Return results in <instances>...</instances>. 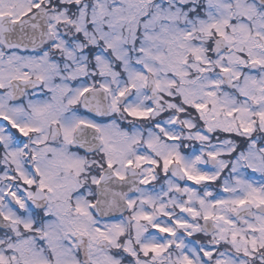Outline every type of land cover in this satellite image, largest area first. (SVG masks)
I'll use <instances>...</instances> for the list:
<instances>
[{
  "label": "snow or ice",
  "instance_id": "obj_1",
  "mask_svg": "<svg viewBox=\"0 0 264 264\" xmlns=\"http://www.w3.org/2000/svg\"><path fill=\"white\" fill-rule=\"evenodd\" d=\"M0 264H264V0H0Z\"/></svg>",
  "mask_w": 264,
  "mask_h": 264
}]
</instances>
